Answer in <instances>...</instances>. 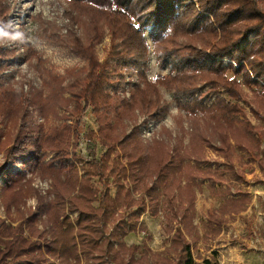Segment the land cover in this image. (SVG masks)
Listing matches in <instances>:
<instances>
[{
    "label": "trees",
    "instance_id": "obj_1",
    "mask_svg": "<svg viewBox=\"0 0 264 264\" xmlns=\"http://www.w3.org/2000/svg\"><path fill=\"white\" fill-rule=\"evenodd\" d=\"M67 2L66 14L83 27L87 41L80 37L62 39L53 26L43 28L41 36L85 56L90 69L84 76H75L66 88L54 91L57 98L41 99L38 93L0 94V119L15 117L20 122L11 139L0 141V151L11 143L6 163L0 162V175L10 160L34 162L43 178L53 180L54 194L53 198L39 195L32 182L21 176L2 177L4 213L16 218L18 224L13 226L0 219V264H54L49 259L59 264H81V258L83 264H220L214 252L211 258L193 255V245L201 240L194 221L197 195L205 183L225 187V192H216L225 202L207 213L208 230L202 241L208 242L251 203L246 191L240 187L233 190L229 183L230 174L247 182L245 170L235 165L236 153L264 171V0ZM9 12L7 0H0V20L4 23ZM146 32L160 64L173 56L178 70L157 77L155 83L146 80ZM106 35L110 36V48L99 62L93 47ZM7 54L0 49V59ZM226 57L242 64L231 78L226 74L231 68L215 61ZM208 59L211 66L203 70L201 66ZM243 66L250 73L244 72ZM130 68L138 70L143 85H133L129 99H120L117 89L115 96L111 95L113 78L120 83L122 72ZM240 74L242 81L237 79ZM200 82L225 96L218 97L210 108L202 107L200 102L187 107L189 145L185 146L182 138L173 148L162 140L144 144L137 126L131 125L130 131L125 130L127 126L119 127L124 119L134 120L136 112L163 118L167 107L160 86L188 93ZM65 90L70 94L67 99L62 95ZM44 101L65 107L72 103L73 115L91 107L100 139L108 148L100 158L96 157L95 147L86 149L83 178L68 163L66 140L71 127L46 130L29 118L28 106L43 108L44 112ZM247 109L259 124L248 117ZM117 147L127 159V168L119 157L111 158ZM208 149L216 152L218 159H207ZM48 154L53 157L47 162ZM210 163L215 166L207 165ZM93 178L98 179L100 190L92 184ZM126 179L132 181L133 191L140 196L135 197L125 187ZM111 184L116 188L114 196ZM30 195L37 199V212L23 209ZM66 203L70 213H77L75 221L66 214ZM160 208L168 246L165 254L156 256L147 246L152 237L147 235L148 228L141 218L146 213L158 216ZM42 216L45 220L41 231L37 221ZM25 232L29 237L24 236ZM133 233L146 234L141 245L127 244L126 237ZM141 248L143 254L137 256Z\"/></svg>",
    "mask_w": 264,
    "mask_h": 264
},
{
    "label": "rangeland",
    "instance_id": "obj_2",
    "mask_svg": "<svg viewBox=\"0 0 264 264\" xmlns=\"http://www.w3.org/2000/svg\"><path fill=\"white\" fill-rule=\"evenodd\" d=\"M7 4L10 8L7 22L4 23L0 20V49L8 53L0 59V94L9 91L27 96L31 93V96H34L38 93L41 99L48 96L57 98L53 92L66 88L75 76H84L90 69V64L85 56L56 42L45 40L41 36V31L45 27L53 26L62 39L80 37L86 42L85 30L66 14V11L69 10L67 0H7ZM145 38L148 45L146 80L155 83L157 77L176 74L178 70L174 65V57L171 56L160 64L148 32L145 33ZM110 44V36L106 35L102 42L93 47V55L99 62L106 58ZM211 59H208L201 66L203 70H207L211 66ZM215 61L222 63V67L231 68L226 73L228 78H231L233 71L242 65L229 57L216 58ZM232 61L236 66H233ZM243 67L244 72L246 70L247 73H250L246 66ZM187 69L185 67V70ZM237 79L242 81V74L238 75ZM59 80H62L61 86H59ZM112 83L113 86L109 88L110 94L115 96L113 92L117 89L120 99H129L133 85H143L136 68L124 70L122 81L119 83V80L114 77ZM159 90L162 102L167 107L163 118L157 119L150 114L136 112L134 113V120L124 119L119 123V127L127 126L125 130L130 131L129 127L135 125L139 128V136L144 144L162 140L170 148H173L180 138H182L185 146L189 145L187 131L190 128V122L187 107H192L195 102H200L202 107L210 108L216 103L218 97L225 96L222 92L221 94L213 92L206 82H200L193 92L188 93H178L161 86ZM244 91L250 97L251 93L248 89L244 88ZM62 95L66 99L70 97L67 90ZM44 102V112H42L43 108L28 106L29 118L36 126L45 127L46 130L65 125L71 127V133L66 140V147L69 150L68 163L73 164L78 171L79 178H83V170L87 169L86 161L88 160L86 149L95 147L96 157L100 158L108 148L100 139L98 123L91 107L73 115L74 105L72 103L69 107H65L61 104L52 106L51 103ZM247 111L253 123L259 124V121L253 119L248 109ZM19 123L15 117L0 119V141H5L6 138L7 140L11 139ZM91 141L93 142L91 143ZM10 148L11 143L0 151V162L6 161L7 152ZM205 155L210 161L218 159L213 150L208 149ZM52 157L53 155L48 154L45 160L48 162ZM117 157H119L121 165L127 168V159L122 156L118 147L113 150L111 155V158L117 159ZM235 157V165L237 168L245 170L247 182L242 183L237 176L230 174L229 183L233 185V190L240 187L246 191L250 195L251 203L241 216L231 219L228 224L221 228L220 235L216 239H210L208 242L202 241L205 232L208 230L206 226L208 211L216 210L226 200L224 197L216 195L217 191L225 192V187L216 186L214 188L205 183L197 195L195 223L201 240L193 245V255L195 258H211L212 252H214L220 264H264V171L257 165L248 163L245 156L240 152L236 153ZM10 161L0 175V185H3L2 177L7 175L21 176L32 182V187L38 191L39 195L54 197L53 180L43 178L37 171L34 162L20 158ZM207 165L215 166L211 163ZM92 184L100 190L101 186L97 178L92 179ZM124 184L135 197L140 196L133 191L134 187L131 180L126 179ZM115 191V186L111 184L112 196H114ZM37 203L35 196L30 195L23 209L37 212ZM69 208V204L66 203V214L75 221L77 213H70ZM13 216L15 217V215ZM0 219L12 223L13 226L18 224L16 218L13 219L5 215L1 203V192ZM44 220L45 217L42 216L37 221V227L41 231L44 229L42 224ZM143 221L149 227L147 235L152 237V240H147V246L156 256L165 254L167 236L162 209L160 208L156 217H152L150 214L145 215ZM145 235L133 233L127 239V244L139 243L141 245ZM24 236L29 237L28 232H25ZM34 240L44 243L40 239ZM142 254L143 249L141 248L137 256ZM49 260L54 264H59L58 261ZM80 262L83 264L84 258H81Z\"/></svg>",
    "mask_w": 264,
    "mask_h": 264
},
{
    "label": "crops",
    "instance_id": "obj_3",
    "mask_svg": "<svg viewBox=\"0 0 264 264\" xmlns=\"http://www.w3.org/2000/svg\"><path fill=\"white\" fill-rule=\"evenodd\" d=\"M248 117H249V116H248ZM218 208H219V207H218ZM218 208H217V209H218ZM217 209H216V210H217ZM212 210H214V209H212ZM195 212H196V210H195ZM145 215H149V214L146 213V214H144V215L142 216V218H141V221H142V222H144L143 219H144V216H145ZM237 217H238V216H237ZM194 221H195V220H194ZM144 223L146 224L147 228H149L148 225H147V223H146V222H144ZM227 224H228V223H227ZM195 225H196V223H195ZM197 229H198V228H197ZM148 230H149V229H148ZM198 232H199V231H198ZM130 235H131V234H130ZM130 235H128V236L126 237V242H127V239H129ZM197 243H198V242H197ZM136 244H139V243H136ZM167 246H168V245H167V243H166V247H167Z\"/></svg>",
    "mask_w": 264,
    "mask_h": 264
},
{
    "label": "built area",
    "instance_id": "obj_4",
    "mask_svg": "<svg viewBox=\"0 0 264 264\" xmlns=\"http://www.w3.org/2000/svg\"><path fill=\"white\" fill-rule=\"evenodd\" d=\"M233 66H236L235 63L232 61Z\"/></svg>",
    "mask_w": 264,
    "mask_h": 264
}]
</instances>
